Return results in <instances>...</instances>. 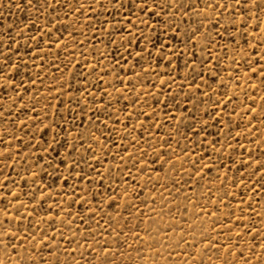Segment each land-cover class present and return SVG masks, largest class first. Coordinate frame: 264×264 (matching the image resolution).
Returning a JSON list of instances; mask_svg holds the SVG:
<instances>
[{
    "label": "rangeland",
    "instance_id": "obj_1",
    "mask_svg": "<svg viewBox=\"0 0 264 264\" xmlns=\"http://www.w3.org/2000/svg\"><path fill=\"white\" fill-rule=\"evenodd\" d=\"M0 264H264V0H0Z\"/></svg>",
    "mask_w": 264,
    "mask_h": 264
},
{
    "label": "snow or ice",
    "instance_id": "obj_2",
    "mask_svg": "<svg viewBox=\"0 0 264 264\" xmlns=\"http://www.w3.org/2000/svg\"><path fill=\"white\" fill-rule=\"evenodd\" d=\"M29 3H31V0H29ZM236 3L237 4H240L241 3V0H236Z\"/></svg>",
    "mask_w": 264,
    "mask_h": 264
}]
</instances>
